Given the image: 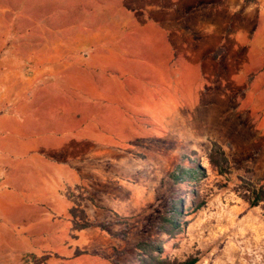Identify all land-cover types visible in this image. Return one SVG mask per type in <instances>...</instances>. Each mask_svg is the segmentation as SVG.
Returning a JSON list of instances; mask_svg holds the SVG:
<instances>
[{
  "label": "crops",
  "instance_id": "crops-1",
  "mask_svg": "<svg viewBox=\"0 0 264 264\" xmlns=\"http://www.w3.org/2000/svg\"><path fill=\"white\" fill-rule=\"evenodd\" d=\"M34 1V14L0 1L3 21L24 22L0 57V264H131L125 246L137 262L116 235L125 217H95L120 203L117 180L132 188L116 168L137 108L158 110L143 93L160 85L162 113L214 139L233 133L235 101L261 108L263 148L264 0ZM75 203L108 228L74 229Z\"/></svg>",
  "mask_w": 264,
  "mask_h": 264
},
{
  "label": "rangeland",
  "instance_id": "rangeland-1",
  "mask_svg": "<svg viewBox=\"0 0 264 264\" xmlns=\"http://www.w3.org/2000/svg\"><path fill=\"white\" fill-rule=\"evenodd\" d=\"M3 1L10 8H26L31 14L39 9L38 1L34 0ZM13 17L5 21L0 18V57L10 44L17 46L16 38L5 37L3 33L24 25ZM161 93L162 87L154 85L143 94H152L161 104ZM133 96L144 101L139 92H134ZM233 105V133L219 135L217 139L207 138L211 136L210 130L205 136L198 131L193 133L188 115L179 123L164 115L161 106L153 112L146 105L139 106L136 112L139 139L125 144L129 155L116 168L120 179L131 178L132 188L124 190L120 180L112 184L120 203H115L114 211L107 208L97 210L95 218L113 222L125 217L128 226L123 227L122 237H127L132 247L138 241L153 240L161 247L158 254L170 260L193 255L198 257L195 264H264V202L250 207L237 192L243 181L256 184L264 176V147L261 148L257 124L261 121V108L253 112L237 108L246 106L247 102L235 101ZM249 105L253 107L259 103L250 102ZM207 112L206 108L202 111L205 119L201 121H207ZM254 113L259 116L253 118ZM213 142L221 146L229 162V171L225 174H219L208 163L207 153ZM177 164L186 167L199 164L204 168L205 176L174 184L169 181L168 174ZM194 189L204 204L192 212L189 202ZM180 197L186 203L185 216L181 220L186 224L171 235L158 231L154 223L159 213L170 198ZM96 200L108 205L113 202L110 196L104 197L99 192ZM125 248L126 255L122 259L135 264L130 247Z\"/></svg>",
  "mask_w": 264,
  "mask_h": 264
},
{
  "label": "trees",
  "instance_id": "trees-1",
  "mask_svg": "<svg viewBox=\"0 0 264 264\" xmlns=\"http://www.w3.org/2000/svg\"><path fill=\"white\" fill-rule=\"evenodd\" d=\"M250 0H245L248 2ZM207 160L211 167L219 174H225L229 171V162L227 157L221 148V146L213 142L208 153ZM205 176V170L199 164L193 167H186L185 165L177 164V166L168 174V179L172 183H181L189 178L203 177ZM236 190V189H235ZM239 196L248 203L250 207L257 206L264 202V176L259 178L256 184L243 181V185L237 189ZM192 199L189 202L191 211L194 212L201 208L204 204L203 200H200V195L196 189L192 192ZM185 199L170 198L167 204L159 213L155 220V226L158 231L171 235L174 232L180 230L181 226L186 224L182 222V218L185 216ZM70 214L73 217V228L81 229L89 226H97L100 229H107L110 225L109 222L94 223L87 219L84 211L79 207L78 203H75L70 209ZM120 231L116 235L122 236L124 233ZM137 250V262L136 264H195L198 257L189 255L182 260L173 259L170 260L166 257H161L158 253L161 251L159 244L153 240H142L135 244Z\"/></svg>",
  "mask_w": 264,
  "mask_h": 264
}]
</instances>
